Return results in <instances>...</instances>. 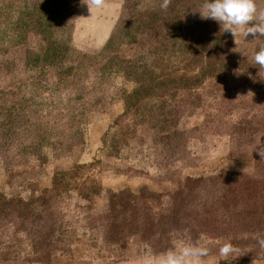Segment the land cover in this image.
Wrapping results in <instances>:
<instances>
[{"label": "rangeland", "instance_id": "374dc122", "mask_svg": "<svg viewBox=\"0 0 264 264\" xmlns=\"http://www.w3.org/2000/svg\"><path fill=\"white\" fill-rule=\"evenodd\" d=\"M88 2L78 3L70 37V44L78 51L74 54L77 63L90 68L88 80L82 84L84 88L80 85L79 90L75 89L72 80L58 83L54 73L49 72L46 77L57 95L55 99L47 100L46 91L42 92L45 87L40 86L35 91L28 89L25 82L38 73L33 65L25 69L26 49L33 45V40L23 47L5 48L0 55V103L8 98H4V94L11 89L14 93L11 98L24 103L43 101L36 110L54 114L51 119L56 123L62 111L68 109L74 117L72 123L84 132L81 146L67 151L68 133L61 128H67L68 124L60 126L63 122L55 128L46 125L41 133L35 132L21 143L13 141L7 150L8 143L1 141L3 127L0 123V191L6 198L25 201L19 205L0 201V264H161L163 256L178 251L184 244L209 250L203 264H246L245 251L264 249V244L256 241L264 235V220L245 228H233L231 223L224 227L217 207L209 206V218L199 215L171 227L170 246H167L158 234L148 237L143 231L128 238H113L108 203L111 193L124 189L137 193L144 186L156 191L167 190L171 185L175 187L177 182L168 181L171 177H208L230 168L240 169L245 179L262 174L257 149L239 152L230 148L232 126L238 119H251L257 102L264 98V67H254V45L259 37L251 34L246 38L243 34L234 37L224 31L219 22L203 19L199 12L203 11L206 0L198 2V6L191 8L192 15L196 13L198 19L207 22L212 35L226 37L228 57L246 58L252 64L250 72L246 71L250 74L247 77L231 74L212 83L203 77L200 60L186 61L189 54L182 57L184 51L177 47L172 52L171 63H176L179 71L171 73L166 66L159 68L157 64L149 77L138 75L128 82L115 76V66L107 65L100 75L94 64L97 54L118 29L124 0H102L99 8H88ZM256 4L258 10L264 11V0H256ZM163 30L164 27L157 24L141 35L136 44L123 47L120 57L134 60L147 56L153 47L151 43ZM160 72L168 79H180L181 73L202 77L196 90L201 97L193 98L189 89L180 91L175 88L176 84L133 101L130 96L135 83L147 81L149 86L155 79L161 80ZM106 74L111 76L103 78ZM156 108L162 115H172L167 119L173 120L170 126L183 132L184 147L179 150H184L182 157L168 158L154 144L152 131L160 127L162 120L154 115ZM140 113L152 114L156 120L141 121ZM238 158L244 162L236 161ZM83 163L89 165L88 169L79 171L75 177H67L65 182L72 183L70 189L47 194L45 190L52 186L56 169ZM65 182L61 185L65 186ZM247 190L244 186L243 191ZM157 201L160 214H169L170 198L164 196ZM33 206L37 208L32 211ZM238 238L252 241L236 244ZM225 243H231L236 251L221 256L219 248Z\"/></svg>", "mask_w": 264, "mask_h": 264}, {"label": "trees", "instance_id": "16d2710c", "mask_svg": "<svg viewBox=\"0 0 264 264\" xmlns=\"http://www.w3.org/2000/svg\"><path fill=\"white\" fill-rule=\"evenodd\" d=\"M80 1L0 0V55L5 48L8 50L23 47L33 40V45L26 49L27 68L25 69H28V65H33L31 67L35 68L34 70L38 73L31 76L34 78L26 81L25 85L34 91L40 86L45 87L46 89L42 92L46 91L47 100L50 97L55 99L57 96L46 77L49 72L54 73L58 83L66 84L72 80L75 89L78 88V90L80 85L88 80L86 76L90 68H87V64L77 63L74 54L78 51L70 44L75 11ZM203 1L170 0L169 7L164 10L161 8L162 0H124V13L118 29L94 60L98 70L97 74H103L102 70L106 69L107 65L115 66L113 67L116 70L115 76L132 82L129 79L131 77L133 80L138 75L149 77L157 64L159 68L166 66L172 73L177 70L176 63H171L172 52L177 47H182L184 54L181 56L185 57L189 54L186 61L200 60L203 65L201 67L203 77L212 83L231 74L247 77L250 73L246 71L250 72L252 64L244 57L230 59L226 53V37L218 34L212 35L208 29V23L198 19L196 13L192 15L191 8H195L198 2L200 4ZM157 24L164 27V30L151 43L153 47L147 56L134 60L120 57L119 54L124 49L123 47L136 44L141 35L154 29ZM186 45L191 46V50H188ZM260 48H264V36H259V41L254 45V53L256 54ZM115 61L117 64L113 65ZM0 67H2L1 61ZM254 67L260 66L256 64ZM160 75L161 80L157 82L155 79V83L149 86L147 81H137L130 96L132 100H138L141 97L148 98L154 90L161 87H174L176 84L178 87L175 88L180 91L189 89L193 98L201 97L196 90L202 82V77H192L181 73L180 79L179 77L168 79L165 77L167 75L161 72ZM106 76L111 75L106 74L103 78ZM81 87L84 88L85 85ZM10 91L11 89L6 91L4 98H8L0 103V123L3 127V140L1 141L8 143L7 150L10 149L13 141L21 143L27 136L35 132L41 133L46 125L55 128L63 122L60 126L68 124L67 128H61L64 133H68L69 148L66 150L81 146L80 142L84 140V132L72 123L74 117L68 109L62 111L59 115V123H56L51 119L54 114L51 116L49 111L43 110L40 113L36 110L37 105L43 104V101L24 103L18 98H11L14 93ZM257 103L259 104L251 119H238L232 126L230 148L239 152L247 150L254 152L257 149L260 152L257 158L262 174H254L245 179L240 169L230 168L220 173L215 172L208 177L192 175L171 177L168 181L177 182V184L175 187L171 185L167 190L156 191L144 186L137 193L130 189L113 192L108 203V212L111 214L110 231L113 238H128L143 231L148 237L158 234L160 241L170 246L168 233L171 227L179 226L187 219H194L199 215L206 219L209 218V206L217 207L224 227H229L231 223L233 228H245L248 225L254 226L262 222L264 220V98ZM153 112L157 118L162 119L160 127L152 131L155 135L154 144L160 147L168 158L182 157L184 150H179L184 147L183 132L178 131L176 126H170L173 120L167 119L172 118V115H162L157 108ZM138 116L142 118L141 121L155 119L152 114L140 113ZM48 117L50 118L45 119ZM137 123L138 121H135V124ZM59 151L65 152L62 149ZM229 159L231 158L228 157ZM236 161L244 162L241 158ZM88 167L87 163H83L68 169H56L51 179L52 186L45 191L47 194L53 190V192L67 191L72 186V183L65 182L67 177L71 175L75 177L80 174L79 171L86 170ZM61 182H65V186L61 185ZM60 186L63 188L60 189ZM244 186H247V191H243ZM164 196L171 200V211L167 215L160 214L157 201ZM0 201L7 204H25L22 199L6 198L1 191ZM36 208L37 206H33L32 211ZM244 240L252 241L251 238H238L236 244L243 243ZM256 241L264 244V235ZM245 252L248 259L244 263L264 264V249Z\"/></svg>", "mask_w": 264, "mask_h": 264}, {"label": "clouds", "instance_id": "9594fccd", "mask_svg": "<svg viewBox=\"0 0 264 264\" xmlns=\"http://www.w3.org/2000/svg\"><path fill=\"white\" fill-rule=\"evenodd\" d=\"M170 0H162L161 8L167 10ZM88 8L101 7L102 0H89ZM203 19H213L219 22L224 31L234 37L250 34L256 38L264 36V11L257 8L256 0H206L203 11L199 12ZM251 25V26H250ZM256 64L264 67V48H260L254 57ZM236 251L231 243H225L219 248L221 256H228ZM206 247L195 244H184L179 250H173L161 258V264H203L208 256Z\"/></svg>", "mask_w": 264, "mask_h": 264}]
</instances>
